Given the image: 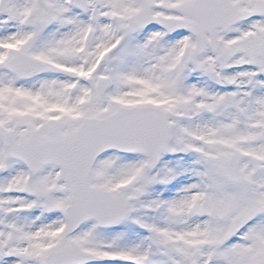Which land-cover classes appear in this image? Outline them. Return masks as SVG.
I'll use <instances>...</instances> for the list:
<instances>
[{
	"label": "snow or ice",
	"instance_id": "obj_1",
	"mask_svg": "<svg viewBox=\"0 0 264 264\" xmlns=\"http://www.w3.org/2000/svg\"><path fill=\"white\" fill-rule=\"evenodd\" d=\"M0 264H264V0H0Z\"/></svg>",
	"mask_w": 264,
	"mask_h": 264
}]
</instances>
